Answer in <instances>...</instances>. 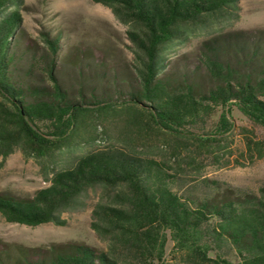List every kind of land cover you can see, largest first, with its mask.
<instances>
[{
  "label": "trees",
  "instance_id": "1",
  "mask_svg": "<svg viewBox=\"0 0 264 264\" xmlns=\"http://www.w3.org/2000/svg\"><path fill=\"white\" fill-rule=\"evenodd\" d=\"M93 1L127 26L129 61L67 48L60 31L27 37L23 0H0V167L19 150L48 182L0 192V215L65 226L99 190L91 227L107 247L0 238V264H264V185L199 194L179 172L225 146L233 107L264 128V29L229 28L241 0ZM193 37L196 50L172 57ZM219 109L217 133L206 131ZM240 128L250 160L263 157L264 140Z\"/></svg>",
  "mask_w": 264,
  "mask_h": 264
},
{
  "label": "rangeland",
  "instance_id": "2",
  "mask_svg": "<svg viewBox=\"0 0 264 264\" xmlns=\"http://www.w3.org/2000/svg\"><path fill=\"white\" fill-rule=\"evenodd\" d=\"M240 5V18L229 28L239 31L264 29V0H241ZM20 11L22 29L27 37L38 38L40 31L50 29L54 33L62 32L67 48L78 46L101 51L116 63L127 62L132 56L127 26L109 7L93 0H23ZM201 39L193 37L186 45L178 46L172 57L196 50ZM221 112L219 109L208 118L206 131L217 133L215 128ZM230 121L234 129L226 134L225 146L220 151H205L196 155L193 163L180 161L183 168L179 172L185 175L183 190L200 194L218 185L225 193L257 192L264 185V156L250 160L240 127L253 130L256 137L263 140L264 128L252 123L235 107ZM104 143L101 138L96 141L97 145ZM66 159L71 160L70 157ZM47 184L40 164L19 150L7 157L0 167V192L28 196ZM98 193L99 190L92 193L91 203L85 210L65 214L68 221L65 226L52 223L28 226L7 222L0 215V238L31 247L79 241L106 249L107 243L91 227L92 207ZM171 244L169 242L168 247ZM167 264L176 263L169 260Z\"/></svg>",
  "mask_w": 264,
  "mask_h": 264
}]
</instances>
